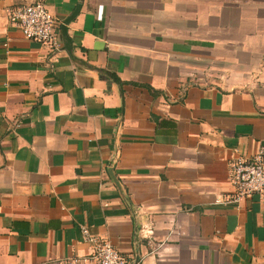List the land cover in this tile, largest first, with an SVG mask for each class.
Returning a JSON list of instances; mask_svg holds the SVG:
<instances>
[{
    "label": "crops",
    "instance_id": "0c3cea01",
    "mask_svg": "<svg viewBox=\"0 0 264 264\" xmlns=\"http://www.w3.org/2000/svg\"><path fill=\"white\" fill-rule=\"evenodd\" d=\"M34 1L0 0V264L83 256L81 225L137 264H264V200L216 201L264 145V0H42L79 4L56 52L8 22Z\"/></svg>",
    "mask_w": 264,
    "mask_h": 264
},
{
    "label": "built area",
    "instance_id": "2783aa9c",
    "mask_svg": "<svg viewBox=\"0 0 264 264\" xmlns=\"http://www.w3.org/2000/svg\"><path fill=\"white\" fill-rule=\"evenodd\" d=\"M8 22L26 40L45 46L51 52L61 48L60 23L47 10L42 0L13 8L9 12ZM227 178L232 191L228 196L216 200L217 203L237 204L253 196L264 200V145L259 144L248 156L235 152L228 162ZM138 211L139 208L134 210V214ZM78 232L88 253L67 258L63 264H137V261L116 250L106 239L90 234L85 226H79ZM138 232L141 239L151 243L153 232L147 222L139 226Z\"/></svg>",
    "mask_w": 264,
    "mask_h": 264
},
{
    "label": "water",
    "instance_id": "95a60500",
    "mask_svg": "<svg viewBox=\"0 0 264 264\" xmlns=\"http://www.w3.org/2000/svg\"><path fill=\"white\" fill-rule=\"evenodd\" d=\"M78 11H79V4L76 6L73 12L69 16H67L64 20H62V22L60 23L59 35L60 38L65 42H68L65 34V26L77 15Z\"/></svg>",
    "mask_w": 264,
    "mask_h": 264
},
{
    "label": "trees",
    "instance_id": "16d2710c",
    "mask_svg": "<svg viewBox=\"0 0 264 264\" xmlns=\"http://www.w3.org/2000/svg\"><path fill=\"white\" fill-rule=\"evenodd\" d=\"M118 84H120V82L117 80V79H114ZM146 90L150 93L151 92V90H150V88L149 87H146Z\"/></svg>",
    "mask_w": 264,
    "mask_h": 264
}]
</instances>
